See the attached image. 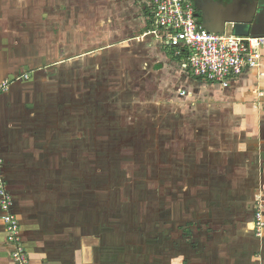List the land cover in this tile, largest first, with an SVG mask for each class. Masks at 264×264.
<instances>
[{
  "label": "rangeland",
  "instance_id": "rangeland-1",
  "mask_svg": "<svg viewBox=\"0 0 264 264\" xmlns=\"http://www.w3.org/2000/svg\"><path fill=\"white\" fill-rule=\"evenodd\" d=\"M146 25L142 0H0V93L45 153L35 169L52 171L67 264H187L214 229L200 220L207 208L233 215L219 158L237 153L252 120L172 77L140 39Z\"/></svg>",
  "mask_w": 264,
  "mask_h": 264
},
{
  "label": "crops",
  "instance_id": "crops-1",
  "mask_svg": "<svg viewBox=\"0 0 264 264\" xmlns=\"http://www.w3.org/2000/svg\"><path fill=\"white\" fill-rule=\"evenodd\" d=\"M194 2L196 17L212 30H221L226 26L224 22L231 19H253L256 24L252 35L264 36V0ZM153 44L152 40L147 43L155 49L154 53L158 52L167 58L173 69L172 77H190L181 71L174 58L168 56L165 48L157 45L156 49ZM261 54L260 67L245 70L227 88L196 80L203 87L213 90L211 95L230 97V110L240 119L251 118L252 127L246 121L243 127H238L245 131L247 138L238 143L236 154L229 155L224 151V155L219 158L224 163L230 162L229 167L225 168L227 178L218 182L225 194L223 200L228 199V203H232L226 215L233 214V217L227 215L226 221H217L216 205L207 208L208 211H214L210 213L212 218L200 220L214 229L209 237L201 238L197 248H194L195 254L188 257L187 264H264V228L259 234L253 229L254 217L248 210V207L253 208L258 199L264 203V45ZM3 95L0 93V176L12 195V207L19 220L20 235L28 253L29 264H67L64 260V234L61 233L64 231V217L57 213L59 203L52 201L56 191L52 185V171H47L42 165L35 169L39 165L36 157L41 162L44 159L40 154L45 155L44 151L39 153L38 150L37 153L35 145L32 146L36 139L31 135L36 134V131L31 130L28 137L24 131L29 128H20L17 121H13L14 117L11 122L8 114L10 110L14 112V108L5 105ZM207 155L212 156L210 153ZM215 161L218 162V159ZM233 166L239 170L236 171ZM225 170H222V174ZM213 177L212 174L210 182H214ZM208 181L205 178L203 183ZM229 192L233 199L226 197V194L231 195ZM262 213L264 217V206ZM232 218L234 222H231ZM7 248L0 218V264H12L6 253ZM65 257L71 260L72 255L69 257L67 254ZM77 262L79 255L75 260L79 264Z\"/></svg>",
  "mask_w": 264,
  "mask_h": 264
},
{
  "label": "built area",
  "instance_id": "built-area-1",
  "mask_svg": "<svg viewBox=\"0 0 264 264\" xmlns=\"http://www.w3.org/2000/svg\"><path fill=\"white\" fill-rule=\"evenodd\" d=\"M142 1L147 25L141 37L169 48L181 71L193 79L227 88L245 70L260 67L264 36H241L230 28L218 33L206 28L196 17L194 0ZM12 204V195L0 176V218L11 247L12 264H29ZM255 205L253 228L259 234L264 228V203L257 200Z\"/></svg>",
  "mask_w": 264,
  "mask_h": 264
},
{
  "label": "water",
  "instance_id": "water-1",
  "mask_svg": "<svg viewBox=\"0 0 264 264\" xmlns=\"http://www.w3.org/2000/svg\"><path fill=\"white\" fill-rule=\"evenodd\" d=\"M204 25V23H202ZM230 25V29L233 31L234 34L241 35V36H248L253 34V30L255 28L256 22L253 19H231L226 22H224V25ZM206 28L210 29L206 25H204ZM225 26L218 31V33H221L224 31Z\"/></svg>",
  "mask_w": 264,
  "mask_h": 264
},
{
  "label": "trees",
  "instance_id": "trees-1",
  "mask_svg": "<svg viewBox=\"0 0 264 264\" xmlns=\"http://www.w3.org/2000/svg\"><path fill=\"white\" fill-rule=\"evenodd\" d=\"M146 28V27H145Z\"/></svg>",
  "mask_w": 264,
  "mask_h": 264
}]
</instances>
